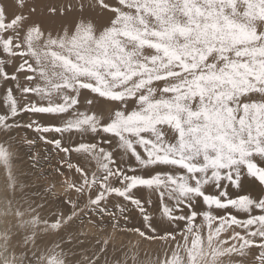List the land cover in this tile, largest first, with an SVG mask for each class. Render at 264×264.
<instances>
[{
	"label": "snow or ice",
	"instance_id": "6c2138e0",
	"mask_svg": "<svg viewBox=\"0 0 264 264\" xmlns=\"http://www.w3.org/2000/svg\"><path fill=\"white\" fill-rule=\"evenodd\" d=\"M45 11L77 18L53 30L36 0H0V264H109L117 234L136 243L113 264H145L143 241L163 249L148 264H264V0ZM39 144L59 157L46 173ZM85 223L111 232L78 261Z\"/></svg>",
	"mask_w": 264,
	"mask_h": 264
},
{
	"label": "rangeland",
	"instance_id": "374dc122",
	"mask_svg": "<svg viewBox=\"0 0 264 264\" xmlns=\"http://www.w3.org/2000/svg\"><path fill=\"white\" fill-rule=\"evenodd\" d=\"M37 1L39 3H37ZM54 2H56V0H36L38 10L42 13V16L45 14V8H43V5H47L49 3ZM46 21L51 27H54L55 29L59 30L62 26L66 25L64 23L68 21V18L64 21L53 20L52 18H49L45 20V22ZM47 149L48 146H45L43 144L38 145V150L41 153V156L43 157L40 161V164L44 166L43 172L45 173L48 170V162L51 161L52 164H55L56 161L59 159V157L56 156L55 152H50ZM1 169L4 170L3 167ZM14 171L16 174H18L19 178L22 181L26 182L29 185L26 191H28L29 194L32 195V199L39 202L43 198L44 186L47 184L48 181L45 179H37V176L42 175V173L39 170H34L31 167V162L29 160L25 147H22L18 152V157L14 161ZM59 191H61L62 193L61 189ZM73 230L82 231L84 233L79 237V239L83 240L84 243L77 245L75 249L77 255L74 257V259L78 261L81 259L82 256H91L93 252H95L99 247V245L96 243L97 239L99 238L100 240H103L106 235L111 232V229H108L107 232L99 231L97 228L87 223H85L84 225L74 226V228L70 229L69 231ZM129 240H131L132 243H136V237L117 234V236L112 240L109 246V264H113V261L123 258L124 253L130 247ZM113 247L115 248V251L112 250ZM157 257L161 259L163 258V249L161 247L160 241H143L139 244V259L145 262V264H148V262H150L151 260L155 261Z\"/></svg>",
	"mask_w": 264,
	"mask_h": 264
},
{
	"label": "bare ground",
	"instance_id": "6f19581e",
	"mask_svg": "<svg viewBox=\"0 0 264 264\" xmlns=\"http://www.w3.org/2000/svg\"><path fill=\"white\" fill-rule=\"evenodd\" d=\"M37 3H39L38 1H37ZM43 8H45V5H43ZM44 15L42 16V15H40L38 18L42 21V22H45V20H47V19H49V18H51V17H49V15L46 13V11H44ZM53 20H59V21H64L65 19H62V18H52ZM76 19V16L74 15V16H69L68 17V21L67 22H65L64 24H70V23H72L74 20ZM44 20V21H43ZM47 22V21H46ZM44 23V24H46L45 26L46 27H48V28H51V29H53V30H58V29H55L54 27H51L50 25H49V23L47 22V23ZM104 21L103 20H101V19H97V23H103ZM53 25V24H52ZM2 168V167H1ZM0 168V201H2V199H3V195H2V192H3V188H4V184H5V170H2ZM18 175V174H17ZM60 190V189H59ZM58 190V191H59ZM4 208V205H3V203H0V210H2ZM8 219H11L10 217L8 218ZM4 226H5V218L3 217V216H0V231H3V228H4ZM151 261H153V260H151Z\"/></svg>",
	"mask_w": 264,
	"mask_h": 264
}]
</instances>
